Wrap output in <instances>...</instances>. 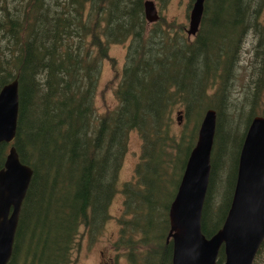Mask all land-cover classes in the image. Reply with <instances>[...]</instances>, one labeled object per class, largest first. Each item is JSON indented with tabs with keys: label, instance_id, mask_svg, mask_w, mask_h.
<instances>
[{
	"label": "trees",
	"instance_id": "16d2710c",
	"mask_svg": "<svg viewBox=\"0 0 264 264\" xmlns=\"http://www.w3.org/2000/svg\"><path fill=\"white\" fill-rule=\"evenodd\" d=\"M143 1L0 0V87L17 79L11 144L31 168L8 264H71L76 230L98 236L116 191L123 256L130 264H170L171 244L155 243L206 109L216 121L200 231L209 237L220 228L245 130L254 115L264 116V0H204L189 39L159 16L147 26ZM247 37L249 73L235 89ZM115 44L125 45L117 104L95 115L100 62ZM131 130L140 153L133 178L119 185ZM6 146L0 143V167Z\"/></svg>",
	"mask_w": 264,
	"mask_h": 264
},
{
	"label": "water",
	"instance_id": "95a60500",
	"mask_svg": "<svg viewBox=\"0 0 264 264\" xmlns=\"http://www.w3.org/2000/svg\"><path fill=\"white\" fill-rule=\"evenodd\" d=\"M204 0H193L185 34L193 36L200 24ZM145 21L158 18L153 0H144ZM17 79L0 87V143L9 145L0 168V264H8L13 236L31 168L20 163L13 142L18 108ZM177 114H179L177 112ZM215 111L206 109L197 128L179 184L169 205L167 239L172 244L170 264H252L264 241V116L254 115L238 152L235 182L225 218L216 232L205 237L200 214L208 184Z\"/></svg>",
	"mask_w": 264,
	"mask_h": 264
},
{
	"label": "rangeland",
	"instance_id": "374dc122",
	"mask_svg": "<svg viewBox=\"0 0 264 264\" xmlns=\"http://www.w3.org/2000/svg\"><path fill=\"white\" fill-rule=\"evenodd\" d=\"M153 2L155 4L158 16L161 17L163 21L165 19L166 22L173 21L174 23H176L175 25H181V32L185 34L184 29H187L188 27V14L190 12L192 1L167 0V2L164 3L163 7H159L158 0H153ZM258 20H260V22L264 24V7L259 13ZM156 22L157 20L151 23ZM145 23L147 24V26L151 25V23H148L146 21ZM174 29L175 27L171 28L172 31ZM176 29L179 30L178 28ZM186 37L189 39L192 36L186 35ZM242 45V51L239 55L241 60L239 63V67L236 69L237 80L235 81V89H239L238 86L240 85V83L241 85L244 83V80L248 77L249 73V69L245 65L251 55L250 38L247 37V41H245L244 44L242 43ZM124 49L125 45L123 44L109 45V58L104 59V61L100 62L101 64L98 74L99 77L92 99V105L94 107L93 112L95 115H97V113H105L106 110L114 108L117 104V100L114 97L113 90L115 88L114 85L117 77L116 73L119 72L124 63ZM112 61L115 62L114 66L112 65ZM180 129L181 127L179 128L178 126V128L175 130L180 131ZM227 135L230 137V135L232 136V133H229L228 131ZM126 136V150L123 153L120 168L118 170L117 181L119 185L121 184V182L130 181L133 178V169L138 161L137 159L141 148L139 135H137L134 130L128 132ZM175 191L176 189L173 193H175ZM122 201V195L117 193L116 191L111 197L107 209L108 217L103 222L104 227L98 236L90 238V236H88L87 233L84 232L83 227H78L74 235L76 239L74 240V245L72 247L73 249L70 253L71 264H130L129 260L123 256L126 250L124 249V247L119 246L117 242V231L119 229L117 219L122 214ZM168 230L169 225L165 230V235L162 237L161 242L158 243L156 241L155 244L159 247L164 246V242L170 244V240L167 239ZM256 259L257 264H264V245L261 247L259 254L254 260Z\"/></svg>",
	"mask_w": 264,
	"mask_h": 264
},
{
	"label": "flooded vegetation",
	"instance_id": "af4514ba",
	"mask_svg": "<svg viewBox=\"0 0 264 264\" xmlns=\"http://www.w3.org/2000/svg\"><path fill=\"white\" fill-rule=\"evenodd\" d=\"M8 147H9V145H7L6 146V149H5V153H6V151H7V149H8ZM5 156H6V154H5ZM5 158V157H4ZM2 167V166H1ZM0 167V168H1ZM21 209V208H20ZM20 212V211H19ZM19 216H20V214H19ZM18 219H19V217H18ZM17 222H18V220H17ZM170 240V239H169ZM171 249H172V244H171ZM170 256H171V253H170ZM170 263H171V260H170Z\"/></svg>",
	"mask_w": 264,
	"mask_h": 264
}]
</instances>
